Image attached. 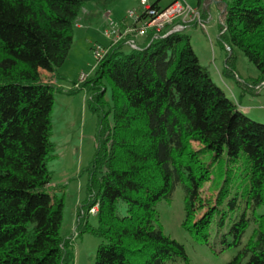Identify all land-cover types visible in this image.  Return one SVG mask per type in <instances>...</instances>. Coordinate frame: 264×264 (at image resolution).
<instances>
[{
    "label": "trees",
    "instance_id": "obj_1",
    "mask_svg": "<svg viewBox=\"0 0 264 264\" xmlns=\"http://www.w3.org/2000/svg\"><path fill=\"white\" fill-rule=\"evenodd\" d=\"M89 1L0 0V264H74L72 244L60 233L63 204L54 202L47 167L55 154L50 133L58 88L42 73L49 80L63 79L58 70ZM220 3L219 40L230 50L225 72L234 71L235 46L256 66L254 84L263 83L264 0ZM151 37L130 53L123 52V43L113 47L97 64L87 90L89 106L102 114L89 169L88 194L95 195L84 204L86 210L98 204L97 225L83 218L78 227L80 234L101 240L94 264H189L184 245L163 232L156 209L178 186L184 191L182 228L197 243L210 244L209 226L231 177L226 174L217 204L197 218L200 190L211 176L201 159L206 152L226 160V173L240 174L245 210H252L251 218L243 211L220 236L223 242L231 239L226 247L239 248L226 264H264V124L242 113L212 81L188 36ZM236 207L234 195L220 213L219 227ZM251 222L254 228L242 245Z\"/></svg>",
    "mask_w": 264,
    "mask_h": 264
},
{
    "label": "rangeland",
    "instance_id": "obj_2",
    "mask_svg": "<svg viewBox=\"0 0 264 264\" xmlns=\"http://www.w3.org/2000/svg\"><path fill=\"white\" fill-rule=\"evenodd\" d=\"M153 2L154 0H148ZM172 0H161L160 4L165 6ZM200 12L201 18L206 21V29L192 25L179 32L189 37L190 44L199 58L200 64L205 67L212 81L220 87L226 96L233 102L238 103L239 109L250 119L264 124V82L254 84L258 70L244 53L237 47H232L234 56V71L226 73L227 53L229 47L219 40L220 28L223 22V5L220 0H184ZM92 2H95L92 0ZM89 4H92L91 2ZM132 8H140L139 0H114L105 5L99 4L98 19L92 23H82L83 28L74 26L73 41L68 56L60 69L61 74L68 80L63 84L70 89L84 88L74 93H64L58 88L54 92V106L51 113L52 130L50 141L55 145V154L47 163L48 170L52 176L50 189L55 201L63 204L62 221L60 233L64 240L72 244L74 264H94L95 255L101 240L88 233H79L78 224L86 218L87 223L96 226L95 214L86 210L84 204L94 198L93 192L89 196L90 173L96 147L98 145V134L100 130V119L102 114L94 112L88 104L91 88V78L95 73L97 65L94 53L91 49L95 43L106 44L103 36L106 24L105 11L109 9L112 17L125 15ZM77 23V21H76ZM87 32V33H86ZM86 34V35H85ZM143 40L145 38H142ZM140 40V39H139ZM138 40V41H139ZM90 41V42H89ZM123 52L130 53L131 49L125 46ZM59 72V70H58ZM42 78L47 79L44 73ZM86 76L82 82L80 77ZM71 81V83H70ZM73 81H76L75 87ZM70 83V84H69ZM106 87L105 99L112 105L111 88L103 79ZM107 122L113 123V112L107 115ZM195 148H200L198 143H193ZM201 159L210 165L211 176L202 185L200 197L202 206L197 208L196 217L199 218L209 207L217 204V197L222 187L226 174L231 181L227 187L228 191L223 195L224 199L218 205V211L214 215L209 226V243L199 244L183 228L184 219V191L181 186L176 187L170 200H161L156 209L159 213L162 230L166 235L184 245L189 257V264H226L239 250L238 247L226 244L220 239L221 234L227 232L229 225L235 217L246 211L248 218L252 216V210H245L246 204L243 198L242 177L233 172H227L226 160L220 162L214 158L212 152L202 154ZM236 171V170H234ZM237 172V171H236ZM100 174H97L99 177ZM237 196V207L233 212L228 211L226 221L222 227L218 226L220 213L228 210V201ZM262 213V209L256 210ZM254 228L251 222L242 238V245L247 241ZM213 246L214 251L210 246ZM166 264H183L181 260L168 261Z\"/></svg>",
    "mask_w": 264,
    "mask_h": 264
},
{
    "label": "built area",
    "instance_id": "obj_3",
    "mask_svg": "<svg viewBox=\"0 0 264 264\" xmlns=\"http://www.w3.org/2000/svg\"><path fill=\"white\" fill-rule=\"evenodd\" d=\"M155 1L139 0L140 8L129 9L121 20H115L111 11L106 9L103 36L107 43H95L91 47L97 64L119 43L138 50L140 49L138 40L146 38L149 34L152 36L151 40H156L181 32L192 25L206 29L207 22L201 18L200 12L184 0H172L165 6L160 2L153 5ZM84 79L86 76L80 77L79 82ZM95 205L96 207L90 209L92 213L97 212L98 204Z\"/></svg>",
    "mask_w": 264,
    "mask_h": 264
},
{
    "label": "crops",
    "instance_id": "obj_4",
    "mask_svg": "<svg viewBox=\"0 0 264 264\" xmlns=\"http://www.w3.org/2000/svg\"><path fill=\"white\" fill-rule=\"evenodd\" d=\"M93 1H95V2H92V0L87 2L84 5V7L81 9V11L79 12L78 17H77V23L75 25L77 27V29H82L83 28L82 23L83 24L84 23H92V22L96 21V19H98V15H99L98 7H99V4L101 5V3H103V2H102V0H93ZM90 2L92 4H89ZM111 14H112V12H111ZM123 17H124L123 15H120V16H118L116 18H117V20H121ZM104 27H105V25H104ZM142 42H143V39H140L139 43H142ZM63 65H64V63H63ZM63 65L59 68V74L61 76H63V75L61 74V70L60 69L63 67ZM46 76H48V74H46ZM65 81L67 82L68 80H66V78L63 76V79L53 78L51 80H48L47 82L49 84H51L52 86L56 87V88L63 89V92L67 93V92H69L71 90L70 89L71 87L70 86H65L63 84V82L65 83ZM70 83H71V81H70Z\"/></svg>",
    "mask_w": 264,
    "mask_h": 264
}]
</instances>
